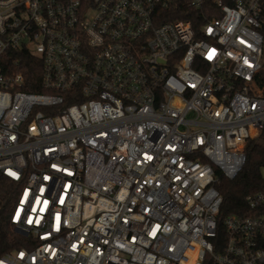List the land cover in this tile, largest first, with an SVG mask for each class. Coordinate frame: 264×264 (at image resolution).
Returning a JSON list of instances; mask_svg holds the SVG:
<instances>
[{
	"label": "built area",
	"instance_id": "2783aa9c",
	"mask_svg": "<svg viewBox=\"0 0 264 264\" xmlns=\"http://www.w3.org/2000/svg\"><path fill=\"white\" fill-rule=\"evenodd\" d=\"M259 138L264 0H0V176L30 240L0 264H264V189L219 221L216 188Z\"/></svg>",
	"mask_w": 264,
	"mask_h": 264
},
{
	"label": "trees",
	"instance_id": "16d2710c",
	"mask_svg": "<svg viewBox=\"0 0 264 264\" xmlns=\"http://www.w3.org/2000/svg\"><path fill=\"white\" fill-rule=\"evenodd\" d=\"M175 13L168 19H185L191 18L194 27L198 26L196 17L189 14H195L190 10L186 3H176ZM173 10V11H174ZM194 19V20H193ZM15 59L20 62L16 66L26 78L32 77L35 81L40 80L41 68L40 63L28 56L17 54ZM25 91L42 93L43 90L38 86L26 85ZM245 164L241 172L231 181L220 178L216 185L218 192L222 197V203L219 212V221L229 215H241L247 211L246 197L252 195L261 189H264V142L261 139L248 140L244 147ZM20 183H15L4 176H0V258L5 254L17 251L21 248H30V240L24 236L16 234L14 227L9 222V215L15 203ZM223 236V231L218 226L217 240ZM203 264H210L208 259Z\"/></svg>",
	"mask_w": 264,
	"mask_h": 264
},
{
	"label": "water",
	"instance_id": "95a60500",
	"mask_svg": "<svg viewBox=\"0 0 264 264\" xmlns=\"http://www.w3.org/2000/svg\"><path fill=\"white\" fill-rule=\"evenodd\" d=\"M14 232H15L16 234H19V235L23 236V233H22L21 231L17 230L16 228H14Z\"/></svg>",
	"mask_w": 264,
	"mask_h": 264
}]
</instances>
